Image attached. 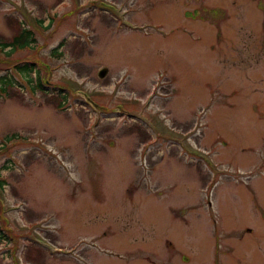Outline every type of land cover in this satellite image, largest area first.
I'll list each match as a JSON object with an SVG mask.
<instances>
[{
    "label": "rangeland",
    "instance_id": "obj_1",
    "mask_svg": "<svg viewBox=\"0 0 264 264\" xmlns=\"http://www.w3.org/2000/svg\"><path fill=\"white\" fill-rule=\"evenodd\" d=\"M115 1L133 25L86 6L78 36L67 0H0V45L36 41L0 64V264H223L264 239V0ZM213 5L217 27L193 13Z\"/></svg>",
    "mask_w": 264,
    "mask_h": 264
},
{
    "label": "flooded vegetation",
    "instance_id": "obj_2",
    "mask_svg": "<svg viewBox=\"0 0 264 264\" xmlns=\"http://www.w3.org/2000/svg\"><path fill=\"white\" fill-rule=\"evenodd\" d=\"M86 6L87 8H93V10L103 11L104 13H106L107 16H109L115 21L113 22V24L116 23L118 25H121V27L133 25L130 22L131 13L133 11L129 12L124 7L123 4L117 3L115 0H82L81 3H79V0H67V7H69L68 15L71 16V22H72V26L70 28L73 27L74 31L76 32V34H78V36L84 35V34H81L80 32L81 30L77 28L76 23L82 11H85V9H87ZM258 7L261 8L262 6L258 5ZM206 11L207 12H205V14H202L200 10L195 11L193 13L194 15L198 14V16L195 18H198V17L200 18L201 15H202V18H204L206 17V15H208L209 22H211V24L214 26H216L217 19L225 20L229 18V15L226 9L220 6L217 7V5L216 6L213 5V7H209L208 9H206ZM263 20H261L260 28L262 32H261V35L258 36L259 41L264 40V21ZM35 42L36 41L34 39L33 43ZM63 43L64 42H61L60 44L63 45ZM262 43L263 42H261L260 44ZM12 52H13L12 54H14L15 52H18V51H12ZM41 80L42 79L38 73L37 78L35 77V85L37 87H38V81L41 82ZM240 240L237 241V244L236 243L231 244L228 242V239H227V243L224 247V257H223L222 263L223 264H243L242 257H246L247 259H250L252 258L251 256L258 254L259 256L258 259L251 261V264H264V239H255L254 244L251 246L249 250H245L244 247L238 244ZM218 248L219 246L214 245L213 256H212V261H211L212 264H220L221 256L217 254V252L219 251ZM236 253L240 254L239 259ZM246 264H249V263H246Z\"/></svg>",
    "mask_w": 264,
    "mask_h": 264
},
{
    "label": "trees",
    "instance_id": "obj_3",
    "mask_svg": "<svg viewBox=\"0 0 264 264\" xmlns=\"http://www.w3.org/2000/svg\"><path fill=\"white\" fill-rule=\"evenodd\" d=\"M33 41L34 39L32 38L31 32L26 29H23L18 34H16L8 44H5V45L2 44V46L3 47L11 46L13 47L14 50H17V49H23L27 47V45ZM11 53L13 52L6 53V55H10ZM18 69L22 72H31V69L25 65L18 67ZM41 88H42L41 82L38 81V89L42 90Z\"/></svg>",
    "mask_w": 264,
    "mask_h": 264
},
{
    "label": "water",
    "instance_id": "obj_4",
    "mask_svg": "<svg viewBox=\"0 0 264 264\" xmlns=\"http://www.w3.org/2000/svg\"><path fill=\"white\" fill-rule=\"evenodd\" d=\"M99 76H100V77L105 76V70H101V72L99 73Z\"/></svg>",
    "mask_w": 264,
    "mask_h": 264
}]
</instances>
